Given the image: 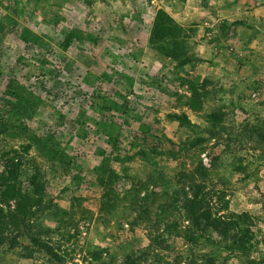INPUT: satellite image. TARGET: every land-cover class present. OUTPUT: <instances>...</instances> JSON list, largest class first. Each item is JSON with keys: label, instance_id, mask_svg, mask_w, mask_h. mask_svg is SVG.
Masks as SVG:
<instances>
[{"label": "rangeland", "instance_id": "obj_1", "mask_svg": "<svg viewBox=\"0 0 264 264\" xmlns=\"http://www.w3.org/2000/svg\"><path fill=\"white\" fill-rule=\"evenodd\" d=\"M186 2L0 0V170L15 148L53 204L33 218L40 242L1 247L0 264H264L262 56H198ZM160 8L184 28L186 65L151 41ZM189 173L241 231L191 235L174 202Z\"/></svg>", "mask_w": 264, "mask_h": 264}, {"label": "trees", "instance_id": "obj_2", "mask_svg": "<svg viewBox=\"0 0 264 264\" xmlns=\"http://www.w3.org/2000/svg\"><path fill=\"white\" fill-rule=\"evenodd\" d=\"M184 33V28L166 10L162 8L157 10L151 32V41L160 53L176 60L180 66L193 60V58L186 56L188 45ZM65 41L69 42L70 37H67ZM10 82L13 84V88L19 85L16 79L11 78ZM13 93L12 95L15 96V93ZM16 99H19V97ZM19 101H22V98ZM106 108L110 110L111 106ZM5 114L6 112L2 113V117ZM170 117L175 120L190 122L186 114L175 113L170 114ZM22 125L25 126L21 122L17 127L21 128ZM9 135L13 136L14 134ZM118 140L119 138L116 139V141ZM119 147H121V143ZM30 148L31 144L24 149L29 150ZM154 151L157 154L159 153L157 149L148 148L147 150L142 149L130 153L128 158L131 160L140 154L146 158L149 152L154 154ZM11 153H14V155H11ZM2 154L5 155L6 166L0 170V248L5 245L11 248L17 247L23 236H26L32 243H39L38 236L33 233V218L51 211L53 207L52 201L47 197L42 184L44 180L42 179L41 169L38 166H33L32 171H30L26 165L28 160H25L15 148L7 149ZM114 157L121 162V152H118V155ZM106 158L107 163L110 162L111 157L107 155ZM109 172L112 174L114 171L110 168ZM186 176L188 177L189 190H186L187 186L185 187V185L180 190H176L175 193L179 198L174 197V202H181L185 218L190 223L189 230L192 236L194 234L206 235L210 231L228 234L232 229L242 230L232 220L228 222L222 217L216 216L202 192L203 186L197 184L194 175L189 173ZM110 194L107 191L105 197L110 196ZM239 218L242 222H246L248 216L240 214ZM232 237L235 240H233L234 244L237 243L241 247L246 245L245 233L241 234L238 239L235 234Z\"/></svg>", "mask_w": 264, "mask_h": 264}, {"label": "crops", "instance_id": "obj_3", "mask_svg": "<svg viewBox=\"0 0 264 264\" xmlns=\"http://www.w3.org/2000/svg\"><path fill=\"white\" fill-rule=\"evenodd\" d=\"M183 4L176 9L180 19L199 28L198 56H262L260 63H264V0H187Z\"/></svg>", "mask_w": 264, "mask_h": 264}]
</instances>
